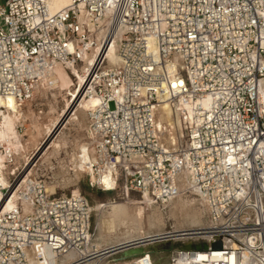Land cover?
<instances>
[{
	"label": "built area",
	"instance_id": "1",
	"mask_svg": "<svg viewBox=\"0 0 264 264\" xmlns=\"http://www.w3.org/2000/svg\"><path fill=\"white\" fill-rule=\"evenodd\" d=\"M112 45L117 66L103 52ZM95 46L79 87L80 100L98 99L86 129L94 168L112 165L125 193L157 201L190 177L208 220L193 243L208 247L174 251L170 264H264V0H73L56 13L45 0H0V96L32 100L49 72L84 64ZM166 95L194 111L170 146L156 125ZM0 154L10 182L0 201H21L0 213V264H50L91 246L88 200L26 180L37 156Z\"/></svg>",
	"mask_w": 264,
	"mask_h": 264
},
{
	"label": "bare ground",
	"instance_id": "2",
	"mask_svg": "<svg viewBox=\"0 0 264 264\" xmlns=\"http://www.w3.org/2000/svg\"><path fill=\"white\" fill-rule=\"evenodd\" d=\"M45 1L49 6L50 12L56 13L68 7L73 0H45ZM106 49H104L103 52L104 54H106L108 63L111 66H117L119 64V58L116 54L115 45H112L108 50ZM98 52H99V47L95 46L93 47L90 53L84 55L83 58L85 62L84 64H87L89 62L90 67H88L86 73L82 75V77L80 78V86L85 81L86 75L88 74L91 66L96 61ZM84 64H82V67L84 66ZM59 66L60 65L56 66L55 68ZM76 68L77 71L79 72L78 67ZM61 88L62 86L60 85L59 77L56 71L53 69L44 78L41 79L36 89H37V95H40L43 100V98L48 99L49 94H51L52 96H54L55 99H57V93L60 92L59 90ZM77 92L80 100L81 96L79 93V89ZM263 102H264V96H263ZM42 103L43 102H41V104ZM97 104H98V99L95 96H91L90 98L81 100L77 105V108L71 115L70 121L73 120L76 124L79 125L83 115H86L85 120L87 122L88 111L93 109L95 106H97ZM27 105L29 104H26V106ZM55 108L58 109L57 107ZM50 110L53 112L55 109L52 106V109ZM193 114L194 111H193L192 103L182 101L180 104L175 103L174 105L172 101L169 100L167 95L164 96L156 112V125L162 143L167 146L176 144L177 137L179 136L178 134L180 128H182L183 126V122L191 119L193 117ZM63 115L64 114H62V116ZM27 116L23 111L22 104H20L16 99H14L13 97L5 98L0 96V146H4L8 153H13L17 155V160L19 157L21 160L24 159L25 163L28 162L31 157L30 152L25 148L23 144V140L25 136L33 135L35 132L37 133V135H40L41 130H43V123L40 122L42 116L40 118L35 115V117H33L32 126L30 127L31 130L30 129L28 130L29 133L27 131L26 132L27 135L19 134V132L17 131V126L19 124H23V122L28 120ZM57 117L56 119H54V123H56L59 119H61L60 118L61 116L60 117L57 116ZM46 133H49V131ZM63 136L64 133H61L57 138H55L50 148L47 149V151L42 156L41 163L44 164L48 163L49 160L51 159L50 158L51 153L53 154L59 152L60 149L62 150L63 146L65 147L66 141L63 140L62 138ZM80 144L77 145L79 148L77 147L78 150L76 154L74 152V156H72L71 159V165L73 166V170L75 172L76 177H80L86 171H89L93 175L92 180L98 181V183L104 188L111 189L112 187L116 186L115 173L114 170L112 169V165L106 164L101 169V174L97 178L93 174L92 167H94L93 165L96 161L94 159V156H92V152L90 150V142L88 141ZM73 151L74 150L70 152ZM6 157L7 155L4 156L0 154V186L4 188L10 186L9 178L7 176V172L5 171L7 167ZM26 180L29 181L37 180V166L31 169V171L26 176ZM65 181L63 179V183ZM24 185L25 183H22L21 187H23ZM46 189L50 194L56 192L54 185L46 186ZM13 190L14 188L11 190V193L13 192ZM188 192H190V195H187ZM195 194L198 196V198L192 197ZM74 196H80V195H74ZM141 199L146 204L145 207H142L138 201L137 204L134 205L132 204V206L123 204L116 206L113 205L112 207V204L110 203L112 208L106 212L104 211L103 214H101L99 225L97 224L98 225L97 240L84 251L71 252L68 255L62 257L61 259L59 258L60 260L53 261L50 264H79L77 263V261L84 258L90 260L91 257L92 259L90 260V262L93 261L92 264H167L162 259L163 256H161L155 250H149V248L150 247L155 248L154 245L156 243L158 244L169 241L166 240V238L172 236L174 238L171 242L174 244L181 245L186 243L188 244L193 243V237H198L195 236V234L201 233V231L208 226V221L205 222L203 217L204 216L203 210L204 211L206 210L207 212V207L204 203L203 198H201L193 190L191 185V179L187 174H183L180 177L179 192L176 196H174L170 200L157 201L155 200L154 197H152L148 193L142 194ZM20 204L21 201L18 198V194L14 193L12 196L3 198L0 201V213L5 214L7 212H11L15 210V208L19 207ZM23 206L25 210H28V206L25 203ZM201 206L203 209L201 208ZM169 218H173V221H175L174 223L175 226L173 227L174 228L173 231L166 230V224ZM183 235L184 236L189 235V236L182 237ZM203 236L210 238V236L207 235H203ZM212 238L213 237H211V239ZM226 242H228V240ZM142 253L144 255L140 256V254ZM234 257H235L234 255L231 257H225L223 254L217 253L212 257V259L213 260L220 259V260H227L230 262H234L235 261ZM29 260H30V264H39L37 261H35L34 257L29 256ZM82 264H88V263L83 262Z\"/></svg>",
	"mask_w": 264,
	"mask_h": 264
},
{
	"label": "rangeland",
	"instance_id": "3",
	"mask_svg": "<svg viewBox=\"0 0 264 264\" xmlns=\"http://www.w3.org/2000/svg\"><path fill=\"white\" fill-rule=\"evenodd\" d=\"M2 5H4V2H2ZM88 67H90L89 62L87 64H84L83 67H82V64L79 65L78 66L79 72L77 71L76 67L72 68L69 71L63 66L54 68V70L56 71L59 77L60 85L62 86L61 88L62 91L60 89L59 90L60 92L57 93V99H55L54 96L49 94L48 99L43 98L42 100V97L40 95H37V89H36L34 98L28 101L29 103L24 102L23 103L24 105L22 104V108H23L25 115L26 116L28 115L27 116L28 120L25 121L26 123L23 122V124H19L17 126V131L21 135H25V134L27 135L26 132L29 129L31 130L30 127L32 126L33 117H35L36 115L37 117L41 118L42 116L40 122L43 123V130H41L40 135H37V133L35 132L33 135L25 136L23 140V144L25 148L30 152V156H31L28 162H30L32 157L37 156L36 160L31 161L28 167L29 169L26 173V176L28 175V173L31 171L33 167L37 166V180L38 179L44 180L46 182V186L54 185L56 192L53 193V195L54 194L55 195H81V196H84L88 200L92 208L91 235H92V244H93L98 238L99 220L101 219V214H103L104 211L106 212L110 210L113 207V205L116 206V205L126 204L129 206L130 205L132 206V204L134 205L139 202V204H141L142 207H145L146 204L141 199L142 194L137 193V192L125 193L122 182H117L116 186L112 187L111 189H108V188H104L103 186H101L98 183V181H93L92 180L93 175L89 171H86L80 177H76L75 175L73 166L71 165L72 156H74V152L76 154L79 148L77 145H79L80 143L88 142L89 138L86 132V129H87V122L85 120L86 115H83L82 120L79 125L76 124L73 120L72 121L70 120H71V115L73 114V112L77 108V105L81 101L79 100L77 91L80 87V78L82 77V75L86 73V70L88 69ZM40 101L43 102L44 104L43 103L41 104ZM52 102H55V103H52ZM26 104H29V105L26 106ZM51 105L56 110V111L55 110L53 111L54 113L50 110L52 109ZM55 107H57L58 109H56ZM28 109L30 112L28 111ZM62 114L64 115L62 116ZM57 116L59 117L61 116L60 117L61 119H59L56 123H54V119H56ZM48 131L49 133H46ZM61 133H64V136L62 138L64 141H66L65 147L63 146L62 150L60 149L59 152H56L57 154L51 153L50 155L51 159L49 158L50 160L48 162L49 165L51 164L50 166L48 165V163H45V164L41 163L42 156L47 151V149L50 148L55 138H57ZM75 148H76V151H75ZM72 150L74 151L70 152ZM17 162L18 163L24 162V159L21 160L19 157ZM92 168H93L94 176L98 178L101 174V171L100 173H98V170L96 169V167L95 168L92 167ZM63 179L64 181L65 180L67 181L63 183ZM21 186H22V183H21ZM187 195H190V192H188ZM192 197L198 198L196 194L193 195ZM110 203L112 204V207ZM95 206H96V209L98 208L97 210L95 209ZM203 215H204L203 217H204L205 222H207L208 221L207 216H205L207 215L206 210L205 211L203 210ZM174 223L175 221H173V218H169L166 224V230L173 231L174 230L173 227L175 226ZM167 249L169 248L167 247ZM154 250L157 251V253H159L161 256H163L162 259L167 264H169L170 257L168 256L167 251H165L163 248H155ZM90 260L87 261L88 264L90 263L92 264L93 261L90 262Z\"/></svg>",
	"mask_w": 264,
	"mask_h": 264
},
{
	"label": "water",
	"instance_id": "4",
	"mask_svg": "<svg viewBox=\"0 0 264 264\" xmlns=\"http://www.w3.org/2000/svg\"><path fill=\"white\" fill-rule=\"evenodd\" d=\"M155 248H164L165 251H167V254L169 257H171V254L174 252V251H178V250H200V249H207V245H203V246H200V245H195L194 243H186V244H173L171 241H167V242H162V243H156L155 245ZM167 247L169 249H167ZM155 248L153 247H150L149 250H154ZM151 254V253H150ZM141 255H144L143 253L140 254Z\"/></svg>",
	"mask_w": 264,
	"mask_h": 264
}]
</instances>
